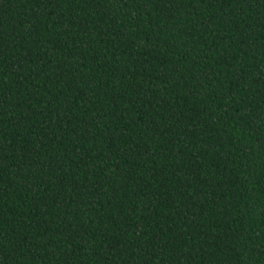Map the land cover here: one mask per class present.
I'll return each instance as SVG.
<instances>
[{
  "label": "trees",
  "instance_id": "obj_1",
  "mask_svg": "<svg viewBox=\"0 0 264 264\" xmlns=\"http://www.w3.org/2000/svg\"><path fill=\"white\" fill-rule=\"evenodd\" d=\"M0 264H264V0H0Z\"/></svg>",
  "mask_w": 264,
  "mask_h": 264
}]
</instances>
